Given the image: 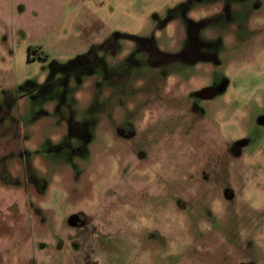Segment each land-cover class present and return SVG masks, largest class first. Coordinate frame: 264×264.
<instances>
[{"label":"rangeland","instance_id":"obj_1","mask_svg":"<svg viewBox=\"0 0 264 264\" xmlns=\"http://www.w3.org/2000/svg\"><path fill=\"white\" fill-rule=\"evenodd\" d=\"M12 129L42 191L0 196V264H264V0H0Z\"/></svg>","mask_w":264,"mask_h":264},{"label":"flooded vegetation","instance_id":"obj_2","mask_svg":"<svg viewBox=\"0 0 264 264\" xmlns=\"http://www.w3.org/2000/svg\"><path fill=\"white\" fill-rule=\"evenodd\" d=\"M203 21L199 22L198 24H194L189 22L190 32H189V39H192L196 41L197 34L199 29L203 25ZM201 47H202V42ZM198 45L195 46V49L198 50ZM34 52H36V48L32 46H27L26 48V56L27 61H33L37 59H41V57L37 54L34 55ZM37 53V52H36ZM181 59L184 63L189 62V53L182 54L179 56H172V60ZM159 63H156L155 61L151 60L149 63V66L151 69H156L159 67ZM106 74V72H104ZM214 92L208 91L204 96L201 95L203 98H213ZM68 109V108H67ZM66 109V106H63L62 104L55 105L54 107V114L55 119L52 121V123H56L58 126H65V137L69 139H82L85 136L84 133V125L78 122H70L68 125L65 123V120L69 118V114ZM52 113V112H51ZM125 130L120 128V133L123 134ZM1 131L0 133H3ZM16 131L14 129L9 131L10 140H0V196L8 194L9 191H13L14 189H22L23 193L26 197V187L29 184L30 186H36L39 191H42L41 187L42 184L39 180L36 181V176L33 173L34 169L32 167V164L29 160V153L26 151L25 148H22V145L17 141L16 139ZM127 134L130 135L131 131L130 128L127 131ZM1 136V135H0ZM8 156V157H7ZM10 206L6 207L8 211H11ZM1 212V210H0ZM74 224H80L79 220L77 218L73 219Z\"/></svg>","mask_w":264,"mask_h":264},{"label":"water","instance_id":"obj_3","mask_svg":"<svg viewBox=\"0 0 264 264\" xmlns=\"http://www.w3.org/2000/svg\"><path fill=\"white\" fill-rule=\"evenodd\" d=\"M210 91V93L212 92L210 89H204L202 92H201V95L205 97L206 93Z\"/></svg>","mask_w":264,"mask_h":264}]
</instances>
